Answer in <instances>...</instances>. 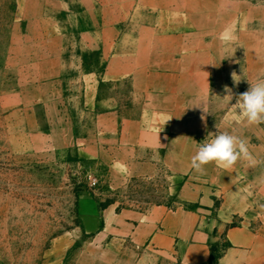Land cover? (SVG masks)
Masks as SVG:
<instances>
[{"label": "rangeland", "instance_id": "obj_1", "mask_svg": "<svg viewBox=\"0 0 264 264\" xmlns=\"http://www.w3.org/2000/svg\"><path fill=\"white\" fill-rule=\"evenodd\" d=\"M262 77L264 0H0V264H111L108 202L218 222L221 257L237 227L264 264V123L232 107ZM218 128L255 164L193 171Z\"/></svg>", "mask_w": 264, "mask_h": 264}, {"label": "crops", "instance_id": "obj_2", "mask_svg": "<svg viewBox=\"0 0 264 264\" xmlns=\"http://www.w3.org/2000/svg\"><path fill=\"white\" fill-rule=\"evenodd\" d=\"M100 216L88 217L85 224L94 226L98 239L112 238L115 259L111 264H210L213 231L203 224L209 221L193 212H168L162 207L150 215H129L110 206ZM89 223V224H88ZM104 238V237H103ZM231 247L217 264H261L250 248L252 238L237 227L227 231ZM111 244V243H110ZM183 245L182 254L178 246ZM130 246V247H129Z\"/></svg>", "mask_w": 264, "mask_h": 264}, {"label": "clouds", "instance_id": "obj_3", "mask_svg": "<svg viewBox=\"0 0 264 264\" xmlns=\"http://www.w3.org/2000/svg\"><path fill=\"white\" fill-rule=\"evenodd\" d=\"M236 77L237 75L233 73V81L238 84L240 79ZM249 83V89L236 97L237 102L232 107L242 115L247 125H259L264 123V77L257 79L255 83ZM224 91L228 94L225 97L230 101L233 98L232 90L225 86ZM191 107L204 109L200 104H193ZM201 119L203 120L204 117L202 116ZM218 129L219 131L213 134L211 139H205L203 143L198 144L197 151L190 160L193 171L202 174L205 166L213 163L227 169L239 160L247 161L250 165L255 164L245 139L231 131Z\"/></svg>", "mask_w": 264, "mask_h": 264}, {"label": "trees", "instance_id": "obj_4", "mask_svg": "<svg viewBox=\"0 0 264 264\" xmlns=\"http://www.w3.org/2000/svg\"><path fill=\"white\" fill-rule=\"evenodd\" d=\"M111 204H113L112 202H108V203H102L101 204V209H106V208H108ZM118 211H120V209H118ZM214 252V251H213ZM212 258H213V261L214 262H218L219 261V259L221 258V255H219V256H216L214 253L212 254Z\"/></svg>", "mask_w": 264, "mask_h": 264}]
</instances>
